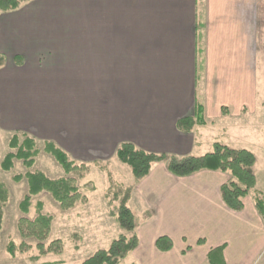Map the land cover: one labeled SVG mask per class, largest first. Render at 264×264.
Instances as JSON below:
<instances>
[{"label":"crops","instance_id":"obj_1","mask_svg":"<svg viewBox=\"0 0 264 264\" xmlns=\"http://www.w3.org/2000/svg\"><path fill=\"white\" fill-rule=\"evenodd\" d=\"M262 21L264 0H31L0 12V137L8 148L0 163L14 134L92 165L116 163L124 143L176 158L204 156L217 143L234 149L219 124L264 115ZM199 107L206 123L179 130ZM255 175L256 189L235 212L221 197L229 173L176 177L155 164L130 186L139 236L131 264H209L223 245L226 264H257L264 187ZM161 237L173 241L171 251L157 249Z\"/></svg>","mask_w":264,"mask_h":264},{"label":"trees","instance_id":"obj_2","mask_svg":"<svg viewBox=\"0 0 264 264\" xmlns=\"http://www.w3.org/2000/svg\"><path fill=\"white\" fill-rule=\"evenodd\" d=\"M29 1L31 0H0V11L17 10ZM205 123L203 110L199 107L194 117L184 118L178 123V129L190 133L197 124L204 125ZM8 147L10 151L1 161L0 169L3 172H11L14 169V161H21L26 173L16 174L12 177V180L17 184L25 181L28 191L19 203V210L24 216L18 220V231L23 241L20 244L10 241L7 245V253L11 257H16L19 253L30 251L32 246L26 241L34 239L38 242L36 246L38 255L30 258L32 262H38L48 254H61L64 245L60 240L53 241L47 246L44 244L51 235L53 218L43 213L44 204L42 201L33 205V198L40 196L42 193H48L61 209L67 211L73 209L79 203H85L87 197L81 193L77 181L73 177L51 179L43 171L32 170L36 158L40 154L35 139L24 134H14L8 142ZM44 152L53 156L67 175H76L83 178L84 174L92 167L71 160L62 149L52 142L45 143ZM116 158L121 164L131 169L135 182L149 176L153 166L159 163H165L168 171L176 177H189L202 171L229 173L231 180L221 187V197L225 206L235 212L243 211L244 199L257 186V178L253 172V167L257 162L256 156L247 149L234 150L220 143L215 144L213 151L204 156L184 158L150 154L137 149L131 143H124L118 148ZM93 166L104 172L112 183V175L107 164L96 163ZM94 190L95 188H93ZM131 194L132 189L130 187H120L112 184L107 189L105 197L109 201V205H115L114 209L110 211V215L115 218L119 227L127 232L128 236L121 235L112 242L108 250L95 252L82 264H121L137 249L139 246L138 226L135 215L129 207ZM10 197V192L0 182V232L3 229L5 208L9 204ZM33 206L35 207L36 217L30 219L28 215ZM256 209L264 222L263 194L257 197ZM203 242L201 240L199 244ZM173 246V241L168 237H161L156 241V247L161 252L171 251ZM225 249L226 246L223 245L211 250L207 257L208 263L226 264Z\"/></svg>","mask_w":264,"mask_h":264},{"label":"rangeland","instance_id":"obj_3","mask_svg":"<svg viewBox=\"0 0 264 264\" xmlns=\"http://www.w3.org/2000/svg\"><path fill=\"white\" fill-rule=\"evenodd\" d=\"M259 25L261 26L258 29L261 42L259 49L264 53V21L259 22ZM258 86L260 99L264 100L263 78L259 79ZM261 113L258 112L254 117L224 120L225 123H220L219 126L228 128L229 133L226 135L230 137L234 150H239V148L241 149L244 146H251L255 150L254 154L256 155L257 163L253 167V172L257 174L261 182L260 186L264 187V115ZM5 144L6 141L0 137V153L8 149L5 148ZM44 145L37 144L40 154L36 158L32 170L46 171L47 173H44L48 174L47 176L51 179L75 178L81 193L87 197V201L77 204L71 210L65 211L48 193H42L38 198H33V205L42 201L44 204L43 213L53 218L51 235L44 244L47 246L53 241L60 240L64 245L63 252L61 254H48L43 256L38 262H32L30 258L38 255L36 248L38 242L30 239L26 241L32 246L30 251L11 257L7 253L8 243L14 241L16 244H20L23 241L18 231V220L24 216L19 210V203L28 191L25 181L17 184L12 180V177L16 174H25L26 169L21 161H14V169L11 172L0 170V182L6 186L11 196L9 204L5 208L3 229L0 232V264H82L95 252L108 250L112 242L121 235L128 236L127 232L119 227L114 217L112 218L108 215V211H112L115 205H109V201L106 200L104 194L112 184L120 187L132 186L134 176L130 168L121 164L117 159L116 163H110L109 171L112 175V183L104 172L95 169L91 163L78 162V164L92 166L84 174L83 178L76 175H67L53 156L44 152ZM116 164L122 166L123 170L120 171ZM94 186L97 191L93 194ZM91 206L93 207L92 209ZM91 211H93V220H91ZM28 217L30 219L36 217L34 206ZM132 261L133 259L128 256L121 264H131ZM257 264H264V253Z\"/></svg>","mask_w":264,"mask_h":264}]
</instances>
